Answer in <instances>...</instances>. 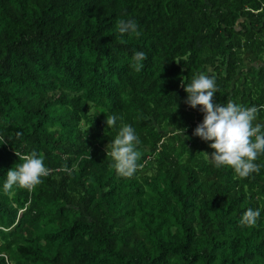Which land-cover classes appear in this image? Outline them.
<instances>
[{
  "label": "trees",
  "instance_id": "16d2710c",
  "mask_svg": "<svg viewBox=\"0 0 264 264\" xmlns=\"http://www.w3.org/2000/svg\"><path fill=\"white\" fill-rule=\"evenodd\" d=\"M200 73L214 104L264 105V0H0V264H264V154L245 179L214 166L186 103ZM123 124L140 141L131 178L106 151ZM32 151L50 174L6 195Z\"/></svg>",
  "mask_w": 264,
  "mask_h": 264
},
{
  "label": "clouds",
  "instance_id": "9594fccd",
  "mask_svg": "<svg viewBox=\"0 0 264 264\" xmlns=\"http://www.w3.org/2000/svg\"><path fill=\"white\" fill-rule=\"evenodd\" d=\"M121 36L127 33L139 37L138 25L134 20H119L116 25ZM145 53L135 52L132 57L131 67L140 72L143 68ZM185 91L188 94L186 103L196 108L200 106L205 112L203 122L197 126L194 135L204 141H210V147L214 149L209 157L217 169L231 168L240 179H245L253 173H259L260 167L255 163L258 157L264 154V125L256 123L258 112L264 109V105L243 107L231 100L226 105L214 104L213 97L216 93L215 80L203 73L194 75L191 83L187 84ZM118 119L116 115L107 116L108 129L113 128ZM21 134L17 133V137ZM140 143L134 128L123 124L115 139L107 145V157L114 162L112 167L116 173L124 178H131L141 165L138 161L141 153L137 150ZM20 163L9 170L3 191L11 195L14 187L32 191L42 182L43 177L50 174L43 157L36 151L30 154L15 153ZM68 171V169H65ZM214 199V198H213ZM261 212L249 208L242 216V227H254L257 224Z\"/></svg>",
  "mask_w": 264,
  "mask_h": 264
},
{
  "label": "built area",
  "instance_id": "2783aa9c",
  "mask_svg": "<svg viewBox=\"0 0 264 264\" xmlns=\"http://www.w3.org/2000/svg\"><path fill=\"white\" fill-rule=\"evenodd\" d=\"M190 109H192V108H188V110H190ZM200 125V124H199Z\"/></svg>",
  "mask_w": 264,
  "mask_h": 264
}]
</instances>
